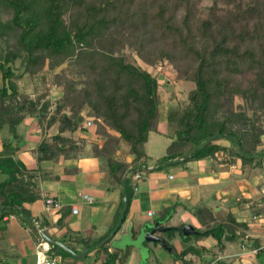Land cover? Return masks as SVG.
I'll return each mask as SVG.
<instances>
[{"label":"trees","instance_id":"trees-1","mask_svg":"<svg viewBox=\"0 0 264 264\" xmlns=\"http://www.w3.org/2000/svg\"><path fill=\"white\" fill-rule=\"evenodd\" d=\"M200 2L0 0V13L10 16L6 21L0 19V41L6 43L0 45V228L9 215L31 224L26 204L41 198L35 169L18 157L25 144L21 143L19 126L27 117L37 119L43 131L37 147L38 162L76 156L83 146L72 135L83 129L81 113L85 106L94 120L95 135L105 137L93 142V156L107 168L110 181L123 186V196L127 197L123 200V208L127 205L125 221L133 192L130 175L126 174L149 171L146 144L150 134L159 131L161 86L158 77L125 53L111 52L117 37H107L114 27L125 23L140 30L129 43H137L143 61L156 64L167 59L178 67L179 61L186 60L189 65L180 68L179 75L195 82L188 105L169 109L167 133L172 141L159 163L169 167L214 158L223 151L244 164L263 167L264 112L260 107L264 105V0H214L207 17L201 14ZM179 12L183 13L180 21ZM153 35L163 42L160 47L149 46ZM95 43L100 50L94 48ZM66 62L78 64H72L78 78L65 81L54 109L45 94L33 97L22 89L21 81L27 76ZM245 73L256 76L249 88H242L237 80ZM240 94L249 95L260 106L254 107L252 114L244 109L219 117L221 98ZM53 126L56 132L49 135ZM221 138L231 140L232 146L218 143ZM122 141L129 145V162L116 156ZM175 230L180 228L172 227L169 232ZM197 231V237L213 236L223 247V224ZM235 237L230 230L228 240ZM166 247L175 259L187 264L192 262L185 260L188 254L205 251L189 246L178 253L168 241ZM263 251L260 249L258 255Z\"/></svg>","mask_w":264,"mask_h":264},{"label":"crops","instance_id":"crops-1","mask_svg":"<svg viewBox=\"0 0 264 264\" xmlns=\"http://www.w3.org/2000/svg\"><path fill=\"white\" fill-rule=\"evenodd\" d=\"M164 124H159L158 132L166 133L167 122L165 127ZM35 125L32 124L36 133L28 137L18 157L28 168L35 169L41 198L26 204L31 224L17 215L5 218L0 228V264H37L38 246L46 241L43 230L53 240L82 255L78 257L49 244L45 253L58 264H145L152 255L163 264H187L175 259L157 238L168 241L178 253L189 246L205 248L201 254H188L185 260H192L189 264H264V251L259 255L253 252L264 244V159L263 167H258L219 151L214 158L179 162L169 168L159 163L164 155L158 158L157 164L146 162L149 171L137 172L141 175L139 179L135 174H126L130 175L133 188L126 219L105 243L106 247L101 248L100 242L113 231L125 208L123 186L110 181L107 168L93 156L92 145L88 148L81 144L83 150L76 156L38 162L37 147L43 131L39 130L37 121ZM90 126L75 131L72 136L75 139L86 137L90 142V135L82 136L83 132L89 133ZM55 132L56 126H53L48 134ZM152 133L146 149L153 140ZM217 142L232 146L231 140L226 138ZM165 149L166 145L161 154ZM126 161H131L130 154ZM159 166L160 169H154ZM85 194L92 196L93 201L87 200ZM48 196L58 200L62 207L47 208ZM73 207H77V211H73ZM254 215H259L260 219L254 220ZM155 224L169 229L148 233ZM218 224L226 229L222 248L213 236L197 237V233H191L188 236H193L185 239L188 237L183 230L185 226H193L197 231ZM172 227L180 228L185 241L166 239L164 234L170 233ZM232 229L236 237L230 241L228 236ZM128 248L129 258H126L123 252Z\"/></svg>","mask_w":264,"mask_h":264},{"label":"rangeland","instance_id":"rangeland-1","mask_svg":"<svg viewBox=\"0 0 264 264\" xmlns=\"http://www.w3.org/2000/svg\"><path fill=\"white\" fill-rule=\"evenodd\" d=\"M244 2H249L252 0H243ZM214 0H201L200 2V8H201V14L203 17H207L209 14V8L212 6ZM220 7H223L222 3H219ZM219 16H222L223 9L220 8L218 10ZM183 13L179 12L178 19L179 21L182 18ZM8 18H10L8 13H0V19L3 21H6ZM120 25L117 27H114L112 30V34H110L109 37H117V41L115 42L114 47L111 49V52H117L118 54L125 53L130 60H133L143 68L147 69L149 72H151L154 76L158 77L161 82V86L159 88V98H160V123H165L164 127L167 122V116L169 113V109L171 107L179 106L180 108H185L189 103V92L195 88V82L191 80H186L180 77L179 75V69L180 68H186L189 64L186 62L188 61H179L178 67L177 65L173 64L172 62L166 60H162L157 62L156 64H148L145 61L142 60L140 55L137 53L139 52L136 47L137 43H129L132 39L133 34H137L140 32L138 28L135 26L128 25ZM152 42H150V47H160L163 42L159 40V38L156 35H153ZM106 38L103 39L105 41ZM9 44H12V38L9 39ZM0 45L6 46V43H2L0 41ZM104 46V44L102 43ZM94 48H98L97 46H100L99 44L95 43ZM149 47V48H150ZM100 50V48H98ZM78 66L76 62H71L68 64L67 62L61 66H58L54 69H50L48 66L44 67V69L40 70L38 74L30 77L27 76V78H24L21 81L22 89H24L26 92H29L32 94L33 97H35L38 94H45V96L50 99L52 106L51 109H54L59 101V99L62 96V90L64 88V83L67 79L71 78H78L74 73L75 67ZM76 64V65H75ZM237 80L242 88H249L251 85L255 83L256 76L255 73H245L243 75H240L237 77ZM262 89H259L261 91ZM223 102V106L220 107L217 114L219 117H223L227 113L231 112H241L242 110H247L248 114H252V111L254 107L260 106L259 104L255 103L252 98L248 96L243 95H229L225 98H221ZM262 109V112H264V105L260 107ZM89 107H84L82 109L81 117L83 121L81 124L86 123L88 120L94 121L92 118L88 116ZM68 113L70 111L68 110ZM83 114V115H82ZM88 117V118H87ZM88 119V120H87ZM37 119L33 116L27 117L25 121L19 126L18 133L21 136V143H27L28 137L31 134L36 133L35 132V121ZM264 120V118H263ZM34 124L35 126H32ZM236 126V125H235ZM40 127V126H39ZM41 130V128H39ZM166 133H160L155 132L152 133V141L148 143L147 145V151H148V159L147 163H158V158H160L162 155L167 154L168 146L170 145L172 138L167 133V128L165 129ZM88 134L83 132L82 136H88L90 135V142H87L86 137L83 138H76L77 142L81 144H85L86 147H90L93 142H99V139L105 140V137H97L95 135V125L94 122L92 126L88 128ZM32 136V135H31ZM75 138V137H74ZM89 138V137H87ZM156 140V141H155ZM25 145V144H23ZM166 145V149L161 154L162 147ZM82 146V145H81ZM119 152L116 153V156L126 159L128 157L129 152V145L122 141V144L120 146ZM231 161V160H230ZM229 161V162H230ZM169 168V167H168ZM145 173V172H143ZM167 240H173L174 238H178V240H183L180 234L179 230L171 231L168 234H164ZM204 237V236H202ZM217 241V239H216ZM218 242V241H217ZM130 248L125 250L123 252L124 257L129 258V251ZM131 264V262H130ZM133 264V263H132ZM145 264H163L161 259L155 257V255H152L148 262ZM174 264V263H172Z\"/></svg>","mask_w":264,"mask_h":264},{"label":"built area","instance_id":"built-area-1","mask_svg":"<svg viewBox=\"0 0 264 264\" xmlns=\"http://www.w3.org/2000/svg\"><path fill=\"white\" fill-rule=\"evenodd\" d=\"M91 124H92V120H88L86 123L81 124V126H82V128H86V127L90 126ZM140 177H141V175L139 173L135 174V178L136 179H139ZM84 197L87 200H89L90 202L93 201V197L90 196V195L85 194ZM45 203H46L47 208H56V209H58V208L62 207V204L58 200L54 199L51 196H48L46 198ZM73 211H77V207H73ZM149 214L151 215L152 212H149ZM252 218L254 220H258V219H260V216L259 215H254ZM260 249L264 250V244L261 245L258 248H255L253 250V252L257 253ZM48 250H49V243L47 241L42 242L38 246V249H37V264H58V262L56 260L48 258V256L45 253V251H48Z\"/></svg>","mask_w":264,"mask_h":264},{"label":"water","instance_id":"water-1","mask_svg":"<svg viewBox=\"0 0 264 264\" xmlns=\"http://www.w3.org/2000/svg\"><path fill=\"white\" fill-rule=\"evenodd\" d=\"M126 199H127V197H126V195H124V201H126ZM126 208H127V205L125 206V208H124L123 211H122V214H121V217H120V220H119L118 224L115 226V228L113 229V231L107 236V238H105L104 240H102V241L100 242L99 246L104 245L105 243H107V242H108V241H109V240L115 235V233L119 230L121 224L123 223V219H124V215H125V212H126ZM168 229H169V228H163V227H161V226H158V224H155V225L153 226L152 231H151V232H148V233H150V234H154V232H155V231H158V230H159V231H163V232H165V231H167ZM183 230H184L185 236H188V235L191 234V233H194V234L198 233V232L194 229V227H193V226H190V225L185 226V228H184ZM42 234H43V236H44V239H45L49 244H55V245H58V246L62 247L63 249H65L67 252H70L71 254L76 255V256H78V257H81V256H82L81 254H77V253H75L74 250H72L71 248L67 247V246H66L65 244H63L62 242L55 241V240H53L52 238H50V237L45 233L44 230L42 231ZM157 240H158V241H161L162 244H163L164 246L166 245V242H165L164 239H162V238H157Z\"/></svg>","mask_w":264,"mask_h":264}]
</instances>
